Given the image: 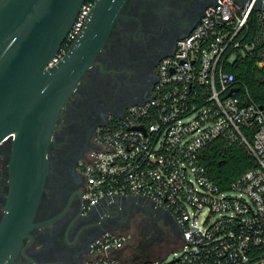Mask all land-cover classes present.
<instances>
[{
    "label": "built area",
    "instance_id": "2783aa9c",
    "mask_svg": "<svg viewBox=\"0 0 264 264\" xmlns=\"http://www.w3.org/2000/svg\"><path fill=\"white\" fill-rule=\"evenodd\" d=\"M95 1L82 6L49 66L67 55ZM254 11L261 34L247 41ZM257 48L264 68V11L253 3L215 0L162 60L149 99L97 128L95 147L82 163L88 209L102 203L122 209L126 199L147 200L176 220L181 253L169 262L165 255L125 263L119 252L131 234L105 231L93 242L87 264H264V110L239 99L233 76L224 71L228 62ZM217 141L255 161L225 192L201 160L205 147ZM204 210L209 216L201 222ZM212 215L217 219L210 223Z\"/></svg>",
    "mask_w": 264,
    "mask_h": 264
},
{
    "label": "flooded vegetation",
    "instance_id": "af4514ba",
    "mask_svg": "<svg viewBox=\"0 0 264 264\" xmlns=\"http://www.w3.org/2000/svg\"><path fill=\"white\" fill-rule=\"evenodd\" d=\"M213 0H129L95 65L66 101L47 150L48 171L34 224L11 264H87L92 244L105 231L129 233L119 252L125 263L144 259L149 250L133 252L141 233L165 244L181 240L171 213L147 200L129 198L122 209L105 203L88 209L82 163L94 149L97 128L130 105L149 99L162 60L201 19ZM10 146L0 149V223L8 192ZM142 219L138 225V219ZM142 231V232H141ZM148 249V248H147ZM150 259V258H149Z\"/></svg>",
    "mask_w": 264,
    "mask_h": 264
},
{
    "label": "water",
    "instance_id": "95a60500",
    "mask_svg": "<svg viewBox=\"0 0 264 264\" xmlns=\"http://www.w3.org/2000/svg\"><path fill=\"white\" fill-rule=\"evenodd\" d=\"M86 1L0 0V149L10 146L0 264H11L22 240L42 225L33 220L44 191L47 150L59 115L95 65L129 0H96L67 55L49 66ZM237 1L253 3L264 11V0Z\"/></svg>",
    "mask_w": 264,
    "mask_h": 264
},
{
    "label": "trees",
    "instance_id": "16d2710c",
    "mask_svg": "<svg viewBox=\"0 0 264 264\" xmlns=\"http://www.w3.org/2000/svg\"><path fill=\"white\" fill-rule=\"evenodd\" d=\"M261 22L254 11L246 30L247 41L261 34ZM259 48L246 56H238L228 62L224 71L233 76V86L238 89L237 97L246 104H253L264 110V68L259 67ZM201 160L210 179L221 192L228 191L233 182L246 171L255 167V161L247 152L237 146L225 147L217 141L201 152Z\"/></svg>",
    "mask_w": 264,
    "mask_h": 264
},
{
    "label": "rangeland",
    "instance_id": "374dc122",
    "mask_svg": "<svg viewBox=\"0 0 264 264\" xmlns=\"http://www.w3.org/2000/svg\"><path fill=\"white\" fill-rule=\"evenodd\" d=\"M233 193V192H232ZM209 216V211L204 210L201 214L200 221L204 222L206 218ZM217 219V216L212 215L210 218V223H213ZM142 219H138V225L141 224ZM158 231V229L156 230ZM156 231L155 233L151 234H146V233H141L142 235H139L134 239L133 241V252H140V251H145L149 250L146 254V256H149L148 258L144 259H155V258H160L167 255L165 258V261H171L173 258H175V254L179 255L181 253V250L179 249V244L181 242H175L172 244H165V242H161L160 239L156 236ZM142 232V231H141ZM148 248V249H147ZM146 252V251H145Z\"/></svg>",
    "mask_w": 264,
    "mask_h": 264
}]
</instances>
